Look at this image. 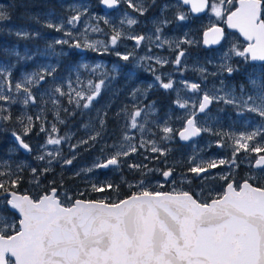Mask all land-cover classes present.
I'll return each instance as SVG.
<instances>
[{
	"label": "snow or ice",
	"instance_id": "1",
	"mask_svg": "<svg viewBox=\"0 0 264 264\" xmlns=\"http://www.w3.org/2000/svg\"><path fill=\"white\" fill-rule=\"evenodd\" d=\"M121 2L127 3L128 8L140 15L148 11L149 5L145 4V0H100V3L109 9L117 7ZM155 4L156 0H151V5ZM174 6L177 9L175 18L178 21L188 18L187 13L180 10L181 6H189V11L192 13H201L208 9L218 22H222L228 29L236 30L243 37L246 44L242 48L232 44L225 53V59L235 55L246 61H264V0H177ZM170 7L173 5L164 4L162 11ZM70 10L72 15L66 19L61 18L58 22L49 20L46 27L56 32H63L65 36L72 38L71 29L87 15L88 9L87 6H83L82 9L70 6ZM7 19H9L7 10L0 7V21ZM93 19H103V17H93ZM104 23L108 24L109 21L104 19ZM120 23L133 26L138 21L126 13L125 19ZM168 23L167 19H162L155 28V40L160 42L157 46L170 43L161 40L162 28L159 26ZM90 30L102 31L98 26L91 27ZM88 31L89 28L86 27L81 34L82 38L57 39L54 44L91 51H100L99 45L102 46L103 52H107L109 45L114 48L118 41L124 38V33L116 27L112 28V35L107 43L89 40ZM16 35L27 38L29 33L17 32ZM127 38L134 40L137 47L145 39H152L151 36L144 35L127 36ZM222 40L227 42L228 36L219 23H212L203 33L205 45L220 44ZM192 43L194 41L184 39L175 44L178 51L173 63L176 66L181 65L185 56V51L180 45ZM48 47L53 48V45L50 44ZM52 54L65 55L62 51L56 53L54 49ZM16 55L19 56V53ZM116 55L124 61L130 58V54L116 52ZM155 62L161 66L168 63L167 60L159 58ZM83 67L87 68L88 65L84 64ZM100 67L96 65L92 71L95 72ZM220 69L229 76L234 71H238L227 63L221 64ZM152 71L155 72V69ZM200 71L203 73L206 69L201 68ZM55 72V67L43 68L13 83L11 70L0 67V102H3L0 104V113H4L0 115V120L5 122L12 120L9 109L4 105L22 103L27 107L36 104L37 97L33 93V87H39L47 77H53ZM155 80L164 90H171L174 87L171 79L164 82L160 75H155ZM182 83L194 93L201 89L198 83L187 81ZM250 84L255 90L252 93L246 92L241 86L240 94L236 95L233 90L226 91L224 82L221 81L220 89H216L213 94L205 91L197 102L190 103L189 100L178 98L174 101L177 107L191 109L186 117H178L184 119L182 128L177 131L167 121L162 127L157 125L163 133L161 141L173 139L174 134L178 135L180 140L187 141L203 132H211L210 128L198 126L196 118L213 102L232 105L240 113L247 111L260 118L261 122L256 125L255 130L241 133L239 136H228L232 141L230 160L211 159L189 169V172L196 177L206 179L203 174L208 173L210 169L229 166L228 174L218 176V179L224 181L222 191L214 196L209 193L208 199H201L199 194L175 187L171 191H152L145 186L143 179L134 185L139 190L124 199L111 200L108 197L96 200L74 199L67 193L62 198L54 186L38 196H33L27 191L19 190L22 177L13 172L10 165L6 166V170H0V264H264V143L257 140L258 137L264 138V84H258L254 79H250ZM104 85L105 79L97 82L89 80L85 91L82 88H74L69 80L67 92L62 86L55 85L45 95H48L53 105L57 107L58 97L67 96L69 104L88 109L100 95ZM151 88L152 85L149 84L147 89ZM146 91L140 88L133 89L130 93L134 101L131 111L125 107L117 113L118 116L124 115L125 128L139 129L142 134L145 131L147 114L145 107L137 106L135 101L139 100L140 96L146 98ZM64 111L68 112V109ZM104 115L106 116L107 113ZM142 118L144 123L140 122ZM41 119V116L35 117V120ZM56 119L59 123H64L60 119L59 111L56 112ZM17 122L23 125V135L13 131L12 136L21 149L31 153L33 149L25 142L23 136H27L35 126L34 118L31 115H22L17 117ZM99 123L103 127L104 119L101 118ZM39 131L47 133L46 145L59 146L66 139H70L68 136L58 134L59 129L55 123L51 125L50 130L41 124ZM99 136L100 132H96L79 144H87L89 140L95 141ZM133 139V136L125 132L123 140L128 142L127 145L124 143L113 145L116 149L114 153L105 161L97 162L95 167L118 168L121 158L138 152L139 148H144L146 144L150 146L149 150L157 153L158 156H166L170 151L166 147L158 146L156 140L141 139L138 148L131 143ZM78 146V144L71 145L73 152ZM217 146H225L224 137L217 141ZM241 150L256 154L251 168L258 171H250L245 178L237 181L232 176L231 169L239 166L237 156ZM59 155V150L55 153L49 151L38 155L36 159L44 161L46 156L55 159ZM52 159L48 160L49 165ZM73 159L75 155L70 159H64L63 163L71 165ZM129 167L138 170L147 168L146 165L141 164H130ZM18 170L23 169L18 166ZM49 170L46 167L40 174ZM147 171H160L165 181L171 179L172 183H175L174 169H147ZM31 172L33 182L40 187L38 170L33 167ZM146 174V172L142 173V175ZM157 187L162 188L163 184H158ZM107 190L118 192L119 186H114L110 182L92 184L94 192ZM80 195L83 196V193Z\"/></svg>",
	"mask_w": 264,
	"mask_h": 264
},
{
	"label": "flooded vegetation",
	"instance_id": "2",
	"mask_svg": "<svg viewBox=\"0 0 264 264\" xmlns=\"http://www.w3.org/2000/svg\"><path fill=\"white\" fill-rule=\"evenodd\" d=\"M172 3L173 2L171 0H156V4L151 5V0H145V4L149 5V7L148 11L144 15H140L139 13L134 12L132 9L128 8L127 3L124 2H121L119 7L111 12L104 11L101 7V3L97 4V12H101L102 14L109 16L110 20L108 23L109 27H107V24L104 23L103 19L98 20L99 23L97 22L96 24H99L98 27L102 29V31L93 36L94 40L108 42L110 36L112 35L113 27L120 29L124 33V38L120 39L114 48L109 45V50L107 52H103L102 46L99 45L98 47L100 48V51L74 49L70 48L68 45L55 44H53V48H49V40L43 41L42 39L41 43H37L35 45H38L37 48L39 52L42 51V53H44L46 57H41L39 53L35 54L33 51L36 48L35 47L32 49V53L34 56V60L37 63L30 62L29 65H25L24 59H21V57L23 56H21L22 53L20 54V51L22 50L20 44L18 42H6L4 46H6L7 51L11 53L12 57H9L7 60H0V67L9 68L11 70L13 82H15L14 77H17L19 75L18 72L22 71V69L33 72H39L41 69L37 68L36 66H41L43 64L42 60L47 61V68H56V72L53 74V77H47L46 81L42 83L39 87H33L32 90L36 97V91H39V88L42 85L47 86V90H50L55 85H60L62 86L64 91L67 92L68 81L71 80L74 88H82L83 90L87 91V84L89 80L97 82L100 79H105V85L102 86L100 95L97 97L96 100L93 101L92 106L88 109H84L82 107L77 108L74 104H69L67 96L58 97V107L53 105L52 100L49 97L44 101H41L43 99H38L36 104H30L27 107L23 106L22 103L4 105V107H7L9 109L11 116L14 115V130L17 133L23 135V125L17 122V117L22 115L33 116L34 123H36L35 117L38 115L35 112V109V113L32 111L33 107L41 109V115L39 116H41L42 119L39 120V123L46 122L61 124L56 119V112L59 111L60 119L64 121V123L61 124L62 136L70 137V139H66L65 141H63L62 145V149L64 152L63 156L66 157L65 159H70L73 157V155H75V159H73L72 164H75V162H77V159L81 156L88 157V159L86 160L89 161L84 160V162H103L116 150L113 145L118 146L121 143L127 145V141L123 140V135L125 132H132V130L135 131V129L130 130L125 128L126 121L123 114L119 116L117 115V113H120L121 110L125 107H127V109L131 111L134 101L130 93L135 88H140L142 91L147 90L146 98L145 96H140L139 100L135 101V103L139 107H145V113L147 114L148 124L157 121H167L170 126L174 127L175 125V129L177 131L180 130L181 127L184 125V119H178V117H186V114L191 109H180L176 106L174 101L180 98V100H189V102L191 103L192 98L184 99V95L180 97V94H178V91L182 92L183 90L177 89L181 86L180 73L175 72V70L178 69V66H174L172 64L173 59L171 60V58L175 57L176 51L173 48H169L170 46L166 44H163L162 47L157 46L156 42L158 41L155 40V28L159 24V21L162 19H167L169 23L168 25H159L162 28V32L160 34L161 40H168L170 42V45L172 42H174L171 37L173 38L176 33H181L175 27V24H178V22L175 20V16L172 13V11L176 9V7L174 6L175 4ZM164 4H170L173 5V7L162 11V7ZM186 7L189 8V6ZM118 12H121V14L117 15ZM206 12L201 15H194L192 12L191 14L194 17H201L205 15ZM123 13H127L128 16L137 19L138 23L133 26H128L126 23L121 25V20L125 19V16L122 15ZM219 25L225 27V25L220 22ZM228 32L229 31H227L226 33ZM149 33L152 39H145L141 42L142 45L139 47L136 46V42L134 40L127 38V36H131L130 34H134L137 36L144 35L146 37V35L148 36ZM188 34H190V31L188 32ZM224 42L225 41H223L222 44L217 48L204 47L201 51H207V53H209L213 50L220 49L221 47H223ZM245 44L246 43L243 41V46ZM41 47L44 48L40 50ZM53 49L56 53H60L62 51L63 53H65V55H54L52 54ZM116 52H120L121 54H130L129 60L124 61L120 59V57L116 55ZM16 53H19V56H17ZM165 57H167V59L171 61L163 66L156 64L155 60L157 58L165 60ZM22 63L23 66L21 67ZM247 63L251 66H260L263 70L264 75V64L252 63L249 60ZM84 64H87L88 67L84 68ZM96 65H100L101 67L96 69L95 72H93L92 69H94ZM236 65H238L237 62ZM33 68H36L37 70ZM152 69H155V72H153ZM186 72L187 75L193 77L198 74V72H194L191 70L184 71V74H186ZM155 75H160L164 82H167L169 79H171L174 83L173 89H162L159 86V83L155 80ZM228 78L230 82L228 83V85L224 84V89L229 90V87L233 86L235 87L233 91L237 95L240 93L239 86L241 83H244L242 85H244L246 88L248 87L246 78L242 73H238V71H236L235 75L229 76ZM17 80L19 81L20 78ZM149 84L152 85L151 89H147V86ZM216 87L220 89L221 85H217ZM202 95L203 94H201L200 99L202 98ZM189 97H193V94H189ZM0 104H3V102H0ZM81 104H83V101H81ZM64 109H68V112H65ZM105 113H107L106 116L104 115ZM212 113L214 114V116L223 118L226 125L228 126V131L224 136H222L221 133H217L216 136H213L210 132H203L202 136L197 140H201V138H203L204 136H207L210 139L215 138L217 140H219V138L221 137H224L225 146L223 147V149L218 150L215 149V146H213L212 148H209L210 150L208 149V153L216 151L215 153L224 154L226 158L229 159L228 154L230 153V148H228V146L229 144H231V142H228L230 141V139H228V136H233V131H229V129H232V127H235L236 129H244V125L240 124L238 122L239 120L237 119V116L240 112L232 105H227L222 102H213L211 105L208 106L204 113H199V115L197 116L196 119L198 126L202 127L199 124V121H201L203 117ZM1 114L3 115L4 113ZM252 116L253 113H249L247 111L241 113L242 119H245L244 117L252 118ZM101 118H103L105 121L103 127H101L99 123ZM252 119L254 120V118ZM140 122H144L143 118ZM260 122H258L257 124H259ZM257 124H252L249 128H247V130H255ZM8 127V122L0 121V136H4V134H6V130ZM36 128L38 129V127ZM32 130L27 136H23L25 142L29 143L33 149L31 153L22 150L19 147L18 143L15 141V138L12 135L9 136L8 152L10 156L15 155L13 161L16 162L17 167L20 166L19 156H35L37 154H42L40 149L37 148V144L43 140L42 132L39 131L38 136H36L35 132ZM96 132H100V136L97 137L95 141L89 140L87 144H79V142L82 140H88L89 137L91 135H94ZM36 138H39L40 140L36 141ZM174 138V141L171 140L166 143V148L169 149L170 147H172V149L168 152L166 156H164V162H166V168L176 170L179 163L177 162V160L180 158L178 147L191 146L197 140L187 144H183L179 141L178 135L174 134ZM258 139H262L263 141L264 138L258 137ZM74 144H78L79 146L73 152L71 145ZM138 152L141 153L140 156L142 157L140 164L147 166L146 169L141 168L143 173H147V169L153 168L154 170H156L157 168L155 167L160 166L159 163L156 162L157 159L149 158L150 151L140 149ZM243 155H245L243 159L237 157V163L239 166L236 167V170L231 169V172H234L232 176H234L237 181L241 180L242 178H245L250 173V171H258L257 169L251 168V163H254L256 154H248L243 151ZM126 158H121L120 166L118 167L120 171L125 169ZM9 161L10 159L7 158L6 162ZM112 167L117 168L114 166H110L106 169H97L96 171L92 172V174L84 173L82 177L86 179L85 177L88 178L89 176H94L93 180L86 182L88 184V187L92 188V184L100 185L107 183V177L115 178L116 174L112 173ZM219 168L228 169L229 166L225 165L220 166ZM155 176L160 177L161 174L155 171L153 175L150 173V176L145 179H150ZM130 181L131 179L127 180L126 184H128ZM29 183L30 182H27V184ZM221 183L222 186L220 188L217 189L215 187V189L220 192L223 189L224 181H221ZM168 189L169 186H163L161 188V190L164 191ZM194 189L195 187L193 188V193L196 194ZM24 191H27V189H25ZM98 193L107 195L108 193L113 194L114 191L107 190L105 192ZM30 194L33 196H38L34 192H31ZM58 194L61 195V197L63 198L64 194L59 192V190ZM69 194H71L74 199L80 198L75 197L70 192ZM101 198H104V195ZM200 198L207 199L206 197Z\"/></svg>",
	"mask_w": 264,
	"mask_h": 264
},
{
	"label": "rangeland",
	"instance_id": "3",
	"mask_svg": "<svg viewBox=\"0 0 264 264\" xmlns=\"http://www.w3.org/2000/svg\"><path fill=\"white\" fill-rule=\"evenodd\" d=\"M171 1L173 2L172 4H176V2H177V0H171ZM59 2L62 5H65L67 13L59 14V13H56L54 11H47L45 13L43 12L42 13V16H43L42 19L44 22L47 23L49 20H51L52 22H58L61 18L66 19L68 16L73 14L72 11L70 10V6L81 7V9L83 6H87V9H88L87 15L82 17L81 22L75 28L71 29L73 32L72 38L65 36L63 32H60L57 34V33L49 31L48 34H43L40 31V28L38 26H35V27L33 26V23H30L28 26H25L24 28L20 27V26L15 28V26H13V25H11L7 28L5 27V28L8 31H14L15 33H17V32H28L29 36H40V37H42L43 41L49 40L50 44L53 45L54 41L57 39H69V40L78 39L79 37H81V34L84 32V29L86 27L89 28V31L87 33L88 39L91 41H96V40H94L93 36H95L99 32H92L90 29H91V27L99 26V24H96L99 19H93V17H103V20L104 19H107L108 21L110 20L109 16H106V15L102 14L101 12H97L95 4L85 3L84 1H81V0H59ZM0 7L3 8L4 3L0 2ZM180 10L187 13L188 18L184 21H178L175 18V20L178 22V24H175V27L181 33H176L173 38L171 37V39H173L174 42H172L170 45H169V43L166 44V45L170 46L169 48H173L176 51L175 52V56H176L177 51H178L175 48L176 43H178L184 39L194 41V43H192V44H181L180 45V47L185 51V56L182 58L181 65L178 67L177 70H175V72L180 73V85L181 86L178 87L177 89H180V90L183 89L182 92L178 91V94H180L179 95L180 97L182 95H184V99L192 98V101H191V103H192V102H195L197 100L199 101L201 94H203L205 91L209 92L210 94H213L215 92V90L218 89L216 86L221 85V81H223L224 84L228 85V83L230 82L229 78H228L229 75L226 72H222L220 69V65L224 64V63L231 64L234 68L238 69V73L240 72L244 75V77L247 80L249 88L248 87L246 88L244 85H242L244 83H241L239 87L243 86L246 92L252 93L255 91L253 86L250 84V79L256 80L258 84H264L263 70L260 66H257V65L251 66L247 63L248 60L246 61L244 58L236 57L235 55H231L230 58L225 59V53L229 51L232 44H237L241 48L243 47V41L240 39L239 35L236 32L226 33V35L228 36V40H227V42H224L223 47H221L220 49L213 50L209 53H207V51L202 52L201 50L204 48V46H203V32H204V30L207 29L212 23H219V22L216 20L215 16L211 14L210 10H208L206 12V14L201 16V17H194L191 14V12L189 11V8L186 6H181ZM176 12H177V9L172 11L174 16H176ZM119 14H121V12H118L117 15H119ZM122 15L125 16L124 13ZM31 16H33V15H31ZM220 23H222V22H220ZM107 27H109V24H107ZM189 31H190V34H188ZM130 35L133 36L134 34H130ZM134 36H137V35H134ZM149 36H150V33L148 34V36L146 35V37H149ZM147 42H148V40H147ZM159 43L156 42L157 45ZM141 45L142 44H140V46ZM37 46L38 45L33 46V48L36 47L33 50L34 53L35 54L39 53L41 57L45 58L46 55L44 53H42V51L39 52ZM159 47H162V46H159ZM33 48H30L29 46L24 45L23 51L22 50L20 51V54L22 53L21 56L24 57V64L25 65H29L30 62L37 63L34 60V56L32 53ZM43 48L44 47H41L40 50ZM165 58H166L165 60H167L168 62H170L172 59L174 61V59H175V57L171 58V60L167 59V57H165ZM173 61H172V64L174 66H176L173 63ZM42 62H43V64L41 66H36V67L43 69L46 66L47 61L42 60ZM236 62L238 65H236ZM47 67H48V65L45 68H47ZM201 68L206 69V71L202 73L200 71ZM33 69H36V68H33ZM188 70L189 71L191 70L194 72L196 71V72H198V74L195 75V77L187 75V72H186V74H184V71H188ZM32 72L33 71H28V70L22 69V71L18 72L19 75L17 77H14L15 82H17L18 81L17 79H19V78H20L19 81L23 80V78L26 75L31 74ZM34 72H37V71H34ZM213 73H215V75H213ZM235 74H236V71H234L232 73V75H230V76H233ZM199 75H201V76H199ZM11 79H12V75H11ZM183 81H187L189 83L200 84V86H201L200 91L195 92V93L189 91L185 87L184 83H182ZM15 82H13V83H15ZM234 88L235 87L230 86L229 90H233ZM47 91H48L47 86L42 85L39 88V91H36L37 100L41 99V97H43V100H41V101L48 99L49 96L45 95V93ZM189 94H193V97H189ZM34 109H35V112L37 113L38 116L41 115V109L40 108L35 107ZM244 118L245 119H242L241 113H239V115L237 116V119L239 120L238 122L240 124L244 125V129L242 130V129H238V128L236 129L235 127H232V129H229V131H233V136H239L241 133H248V132L253 131V130H247V128H249L252 124H257L258 122L261 121L260 118L258 116H256L254 113L252 116V118H254V120L252 118H246V117H244ZM141 123H144V122H141ZM41 124H44L50 130L51 125L53 123L41 122L40 126H41ZM163 124H164L163 121L152 122L151 124L146 123L145 131L143 132V134L139 131V129H135V131L132 130V132H128L129 135L134 137V139L131 141V143L137 145V147L139 148V143H140L141 139H143L145 141L156 140L158 146L166 147V143H168V141H161V136L163 135V133L160 131V127L157 126V125H160L162 127ZM199 124L202 127L210 128L211 129L210 133H212L213 136H216L217 133H221L222 136H224L226 134V132L228 131V126L226 125L223 118L214 116L213 113L208 114L207 116L203 117L201 119V121H199ZM57 127L59 129L58 125H57ZM175 127L176 126L174 125L173 128L175 129ZM59 131H60V129H59ZM58 134L61 135L60 132ZM37 136H38V134H37ZM46 138H47V133H44L43 140L37 144V148L40 149L41 153L46 154L49 151L55 153L59 150L60 155L58 157H56L55 159H52V158L46 156V159L44 161H40V160L39 161L45 162L48 164V160L52 159V163L56 164V166H60V167L65 166V164L63 163V160L66 158L63 156L64 155V152L62 149L63 142L59 146H57V145H46ZM171 140H173V141L175 140L174 136H173V139H171ZM171 140H169V141H171ZM220 140H221V138H219V140H217L215 138L210 139L209 137L204 136L203 138H201V140L195 141L191 146L178 147V151L180 153V155H179L180 158L177 160V162H179V163H178L176 170H174V172H173V178L175 179V183H172L171 179L169 181H165L162 176H160V177L155 176V177L150 178V179L149 178L143 179L145 181V186L148 187L152 191H157V190L164 191V190H161V188L157 187L158 184H163V186H169L168 191H171L174 187L177 189H183V190L188 191V189L185 187L184 184H189L188 181H191V182L197 183L194 190H195L196 194H199V197H202V193H201L202 191L200 189V188H202L201 187L202 184L205 181L211 182L214 180L221 182L222 180L218 179V176L221 174H228L229 173L228 171L230 170V168H228V169L224 168L223 169V168H219L220 167L219 166L217 168L210 169L208 173L203 174L204 176L207 177L206 179H201L199 177H196L195 174L189 172V169L191 167L195 166L196 164H200L201 162H206V161L211 160V159H215V160L225 159L226 156L224 154H217V153H215L216 151H214L212 153H208V149L210 147L212 148L213 146H215V149H218V150L223 149V147L217 146V141H220ZM257 140L261 143H264V139L262 141V139L257 138ZM228 142H231V144H229V146H228V148H230V150H229L230 153L228 154V158L230 160L231 156H232V141L230 140ZM42 146H45V147H42ZM149 147L150 146L146 144V146L144 148H139V150L143 149V150L150 151ZM169 149L171 150L172 147H170ZM149 153H150L149 156L151 154H155V153H152L151 151ZM38 155H41V154H38ZM38 155H36V156H38ZM238 155H240V156H237V157L242 158V159L245 157V155H243V150H241V152ZM97 162L94 161V162L81 163L80 168H81L82 173H86V174L91 173L92 174V172H94L98 169L95 167V164ZM165 163L166 162H164L163 166H158L155 168H157L159 170L171 169V168H166ZM169 165H171V164H169ZM88 169H92V171H87ZM150 169H153V168H150ZM233 170H236V168H234ZM111 171L113 174H118V172L120 170L118 168L112 167ZM154 172L155 171H147V175H150V173L153 175ZM156 172L160 173V171H156ZM233 173L234 172H231V174H233ZM59 176H60V174L58 173L57 177H59ZM214 177H216V178H214ZM85 178H86L85 181L88 182V181L93 180L94 176L92 175V176H89L88 178L87 177H85ZM140 180H131L127 185H128V187H130V185H133V187H134V185H136ZM133 187H130V188H133ZM211 187H212V189H211L210 193L213 196L216 193L220 192V191H217L215 189L214 185H212ZM134 188H136V187H134ZM138 190H139L138 188L135 189V191H138ZM67 194L72 196L69 193H67Z\"/></svg>",
	"mask_w": 264,
	"mask_h": 264
},
{
	"label": "trees",
	"instance_id": "4",
	"mask_svg": "<svg viewBox=\"0 0 264 264\" xmlns=\"http://www.w3.org/2000/svg\"><path fill=\"white\" fill-rule=\"evenodd\" d=\"M85 3L89 4H100V0H81ZM0 2L4 3V9L7 10L9 14V19L0 21V60H7L11 56V53H9L6 49V46L4 44L8 41L9 43L18 42L20 44V47L23 51L24 45L29 46L30 48H33V46L37 43L42 42V38L29 36L27 38H22L20 36H17L14 31H8L6 28L13 25L15 28L18 26L25 27L28 26L30 23H33V26H38L40 28V31L43 34H48L49 31L54 33H60L55 32L54 29H50L46 27V22L42 19V13L47 11H54L59 14L67 13V10L65 8V5H62L59 0H0ZM33 15V16H31ZM6 27V28H5ZM23 66V63L21 64V67ZM32 111L34 112V107L32 108ZM35 113V112H34ZM0 115H2L0 113ZM14 115H12V120L8 121L9 127L6 130V134L4 136H0V170H6V166H11V170L15 172L17 175H20L22 177V183L19 185V190L23 192L25 189H27V192L31 193L34 192L35 194L39 195L40 193L47 191L49 187H56L58 188L59 192L65 194V193H72L75 197H80L84 199H102L101 197L107 196L111 200L116 199H123L127 196H129L132 192L135 191L136 188H130L127 186L126 182L127 180H140L145 179L149 177L150 175H142L141 169H135L130 168V164H140L142 157L140 156V152L133 153L130 156L126 158V166L124 170H121L118 172V174L115 175V178L107 177V183H112L113 185L119 186V191L114 192L113 194H102L98 192L92 191V188L88 187V184L86 183L85 179L82 177L84 173L80 170V164L81 162L84 163V160L88 159V157H79L77 159V162L75 164L71 165H65V166H56V164L51 163V165L40 162L36 159L35 156H19V162L20 166L19 168H22V171L18 170V167L16 166V162L13 161V158L15 155H11L8 152L9 148V136L12 135L11 132L15 131L13 128V119ZM45 119V118H44ZM3 121V120H0ZM34 127L32 128L35 132V135L39 134V127L40 123L39 120H36V123H34ZM60 129L61 133V124H57ZM38 127V129L36 128ZM37 129V130H36ZM10 133V134H8ZM8 134V135H7ZM44 136V133H42ZM62 135V133H61ZM40 140L39 138H36V141ZM38 155V154H37ZM10 156V157H9ZM65 157V156H64ZM158 157V158H157ZM9 158L10 161L6 162V159ZM149 158L157 159L156 162L159 163L160 166H163L164 162V156H158L157 153L151 154ZM89 161V160H86ZM35 167L38 170V178L40 181V187H37L36 184L33 182V176L31 169ZM49 168L50 170L46 173L40 174L41 171L44 168ZM60 174L59 177H57L58 173ZM79 173V174H77ZM55 182L54 184L52 182ZM27 182H30L27 184ZM187 189H189L191 192H193V188L197 185V183L191 182L189 184H184ZM214 185L217 189L222 186V183L220 181L214 180L211 182L205 181L202 184V197H206L207 199L209 197V193L211 191V186ZM80 193H83V196L80 195Z\"/></svg>",
	"mask_w": 264,
	"mask_h": 264
},
{
	"label": "water",
	"instance_id": "5",
	"mask_svg": "<svg viewBox=\"0 0 264 264\" xmlns=\"http://www.w3.org/2000/svg\"><path fill=\"white\" fill-rule=\"evenodd\" d=\"M119 5H120V4H119ZM119 5H118L117 7H115V8H111V9L107 8L106 6H104V5H102V4H101V7H102V9H103L104 11H106V12H111V11L117 9V8L119 7ZM207 10H208V9H206L204 12H201V13H193V14H194V15H201V14L205 13ZM221 27H223V26H221ZM223 28L225 29V33H226L227 31H229V32H236V33L240 36V34H239L236 30H234V29H228L226 25H225V27H223ZM205 30H206V29H205ZM205 30H204V31H205ZM203 33H204V32H203ZM240 38L244 41V39H243L242 36H240ZM223 41H224V40H222L220 44H210V45H205V44L203 43V45H204V47H207V48H217V47H219V46L222 44ZM244 42L246 43V41H244ZM249 61L252 62V63H260V64H264V61H251V60H249ZM201 136H202V134L199 135V136H196V137H192L191 139H189V140H187V141H182V140H180V139H179V136H178V139H179V141H180L181 143H183V144H187V143H190V142H192V141L197 140V139L200 138ZM22 150H23V149H22ZM24 151H25V150H24ZM166 191H168V190H166ZM130 195H131V194H130ZM125 198H126V197H125ZM92 200H93V199H92Z\"/></svg>",
	"mask_w": 264,
	"mask_h": 264
},
{
	"label": "bare ground",
	"instance_id": "6",
	"mask_svg": "<svg viewBox=\"0 0 264 264\" xmlns=\"http://www.w3.org/2000/svg\"><path fill=\"white\" fill-rule=\"evenodd\" d=\"M1 46V45H0Z\"/></svg>",
	"mask_w": 264,
	"mask_h": 264
}]
</instances>
